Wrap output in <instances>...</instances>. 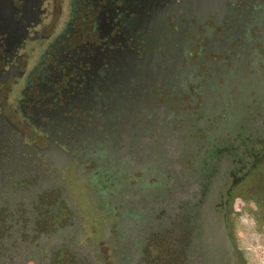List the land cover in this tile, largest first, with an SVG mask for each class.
I'll list each match as a JSON object with an SVG mask.
<instances>
[{"label":"flooded vegetation","instance_id":"flooded-vegetation-1","mask_svg":"<svg viewBox=\"0 0 264 264\" xmlns=\"http://www.w3.org/2000/svg\"><path fill=\"white\" fill-rule=\"evenodd\" d=\"M248 189L264 0H0V264H244L228 217Z\"/></svg>","mask_w":264,"mask_h":264},{"label":"rangeland","instance_id":"rangeland-1","mask_svg":"<svg viewBox=\"0 0 264 264\" xmlns=\"http://www.w3.org/2000/svg\"><path fill=\"white\" fill-rule=\"evenodd\" d=\"M239 210L235 211V204ZM228 224L244 264H264V190L248 189L233 197Z\"/></svg>","mask_w":264,"mask_h":264},{"label":"water","instance_id":"water-1","mask_svg":"<svg viewBox=\"0 0 264 264\" xmlns=\"http://www.w3.org/2000/svg\"><path fill=\"white\" fill-rule=\"evenodd\" d=\"M201 227L204 235L203 244L206 251H209L212 257H216L219 256L217 251L220 250L221 255L231 259L233 249L228 240L221 214L217 215L209 210H205L204 217L201 219Z\"/></svg>","mask_w":264,"mask_h":264},{"label":"built area","instance_id":"built-area-1","mask_svg":"<svg viewBox=\"0 0 264 264\" xmlns=\"http://www.w3.org/2000/svg\"><path fill=\"white\" fill-rule=\"evenodd\" d=\"M238 205H241V204L239 203V204H235V205H234V207H235V211H238V210H239Z\"/></svg>","mask_w":264,"mask_h":264}]
</instances>
